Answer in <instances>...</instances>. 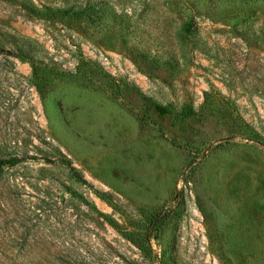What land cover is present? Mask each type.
Segmentation results:
<instances>
[{
    "label": "rangeland",
    "instance_id": "obj_1",
    "mask_svg": "<svg viewBox=\"0 0 264 264\" xmlns=\"http://www.w3.org/2000/svg\"><path fill=\"white\" fill-rule=\"evenodd\" d=\"M81 56L119 94L78 76L40 87L28 61L74 72ZM11 158L0 264H264V0H0ZM162 209L151 254L110 223L142 230Z\"/></svg>",
    "mask_w": 264,
    "mask_h": 264
},
{
    "label": "trees",
    "instance_id": "obj_2",
    "mask_svg": "<svg viewBox=\"0 0 264 264\" xmlns=\"http://www.w3.org/2000/svg\"><path fill=\"white\" fill-rule=\"evenodd\" d=\"M49 13L50 19H59L58 11H50ZM28 61L32 67L33 75L37 81V85L40 87L49 85L59 78L78 76L88 80L90 83L103 86L112 90L114 93L119 94L120 87L114 80L113 76L105 71L100 64L96 63L95 61L88 60L83 56L79 58L76 70L74 72L60 69L57 66L46 64L34 58H30ZM129 89L140 98V100L147 106L149 110H153L160 117H169L177 112L174 106L157 102L139 88L129 87ZM178 114L181 117L188 118L196 116L197 112L193 107H186L181 109ZM18 162H20L19 158L4 159L0 160V166L9 163L15 164ZM64 163L70 167L69 162ZM172 216L173 212L171 209H162L150 216L146 226H143L142 230H127L117 226L114 222L110 223L113 226L118 227L119 231H121L142 251H144L146 254H151L153 253L152 239L155 236V232L164 226Z\"/></svg>",
    "mask_w": 264,
    "mask_h": 264
}]
</instances>
